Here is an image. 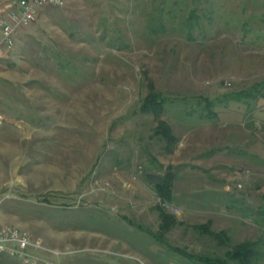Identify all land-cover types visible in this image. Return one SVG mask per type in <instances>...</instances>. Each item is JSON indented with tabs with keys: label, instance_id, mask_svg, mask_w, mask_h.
Masks as SVG:
<instances>
[{
	"label": "rangeland",
	"instance_id": "obj_1",
	"mask_svg": "<svg viewBox=\"0 0 264 264\" xmlns=\"http://www.w3.org/2000/svg\"><path fill=\"white\" fill-rule=\"evenodd\" d=\"M12 2L0 0L1 16ZM194 5L215 14L191 38L177 20L148 29L157 7ZM263 82L264 0L39 9L0 56V223L56 250L39 254L51 264H213L247 241L257 243L250 264H264V99L235 98ZM150 83L169 99L172 154L140 111ZM209 101L213 117L200 118ZM153 157L157 174L173 175L171 201L146 178ZM160 208L177 219L166 232Z\"/></svg>",
	"mask_w": 264,
	"mask_h": 264
},
{
	"label": "trees",
	"instance_id": "obj_2",
	"mask_svg": "<svg viewBox=\"0 0 264 264\" xmlns=\"http://www.w3.org/2000/svg\"><path fill=\"white\" fill-rule=\"evenodd\" d=\"M166 0H162L163 3H165ZM187 2H183V5H185ZM195 3V2H194ZM197 3V1H196ZM189 7V6H188ZM183 10V9H182ZM180 10L179 14L175 10H169L167 13H165L164 6L157 7L154 12L150 14L149 17V24L148 29L152 32H158L159 28H164L165 20L170 19L173 21L172 25L174 26V23L179 21L180 26H182L183 31L187 32L188 36L190 38L193 36L194 30L197 29V26H199L200 19H205L208 23H211L213 21V16L215 14L214 10L211 9H202L201 6L194 5L191 9L189 7V12L185 13V11ZM201 13V15L199 14ZM177 20V21H176ZM245 25V23L243 24ZM246 28V25H245ZM114 34L117 35L118 32H113L111 38L109 39V42H111V47L118 48L119 50H122V45L125 44L123 42H120L118 40V43L113 42ZM108 41V39L106 40ZM128 46V45H127ZM149 93L142 99V104L140 107V111L145 116H153L157 122V126L154 128L152 138L157 139L159 143L164 145L163 150L168 153L172 154L175 151L176 146L179 143L178 137L175 135L173 128L171 125L164 120V116L168 113L167 110V103L168 98L164 97L161 93L157 92L154 88V85L152 83L149 84ZM254 91H243L242 93L236 94V99L241 100L248 98L250 95L253 100V102L257 101V99L260 97V99H264V82L261 83V85H256L253 89ZM171 104V103H170ZM215 106V103L213 101H209L207 104V114H201V117H213V108ZM192 110V109H191ZM157 160L153 157L150 159V164L156 168ZM173 175L168 173L164 177V184L163 186H156L158 193L165 201H171L173 198ZM256 216L261 219L262 222H264V205L262 203V206L260 208L256 209ZM160 216H161V229L163 232L168 231L172 225L177 223V219L174 215L168 214L164 209L160 208ZM200 229L203 230L205 233L211 234L213 237L217 238L221 243H225L228 241V237L225 232L216 233L209 229L208 225L202 226ZM159 233L160 235H155L151 232L150 235H152L155 238H160L164 236V233ZM257 245V243L252 241H247L239 246L235 247L233 250H230L227 252L228 260L234 261L238 264H250L252 258L256 257L257 251L254 250V246ZM228 260H222V259H216L213 261V264H229ZM211 262V261H210Z\"/></svg>",
	"mask_w": 264,
	"mask_h": 264
},
{
	"label": "built area",
	"instance_id": "obj_3",
	"mask_svg": "<svg viewBox=\"0 0 264 264\" xmlns=\"http://www.w3.org/2000/svg\"><path fill=\"white\" fill-rule=\"evenodd\" d=\"M64 0H17L7 13V19L0 16V56L15 45V36L20 27L32 25L39 9L47 6H62ZM56 250L47 248L41 238H33L16 227L0 224V259L16 258L23 264H51L39 254Z\"/></svg>",
	"mask_w": 264,
	"mask_h": 264
},
{
	"label": "water",
	"instance_id": "obj_4",
	"mask_svg": "<svg viewBox=\"0 0 264 264\" xmlns=\"http://www.w3.org/2000/svg\"><path fill=\"white\" fill-rule=\"evenodd\" d=\"M145 168L148 169V173L146 174L147 180L156 186H163L164 184L163 175L157 174L155 172V168L150 163H146Z\"/></svg>",
	"mask_w": 264,
	"mask_h": 264
},
{
	"label": "crops",
	"instance_id": "obj_5",
	"mask_svg": "<svg viewBox=\"0 0 264 264\" xmlns=\"http://www.w3.org/2000/svg\"><path fill=\"white\" fill-rule=\"evenodd\" d=\"M17 2V0H13V2H12V4H11V7L12 6H14V4ZM9 6V5H8ZM10 7V8H11ZM10 8L8 9V11L10 10ZM3 13V12H2ZM2 14H1V11H0V16H1ZM6 16V17H5ZM5 16H4V18H8L7 17V15H6V13H5ZM3 17V16H2ZM1 224V223H0ZM8 226H10V225H8ZM9 261H6L4 258H2V259H0V264H10V263H8Z\"/></svg>",
	"mask_w": 264,
	"mask_h": 264
}]
</instances>
